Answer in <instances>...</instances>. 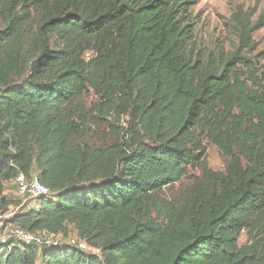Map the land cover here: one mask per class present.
<instances>
[{
  "label": "trees",
  "instance_id": "1",
  "mask_svg": "<svg viewBox=\"0 0 264 264\" xmlns=\"http://www.w3.org/2000/svg\"><path fill=\"white\" fill-rule=\"evenodd\" d=\"M200 1L0 0V203L36 177L52 195L9 221L58 239L1 241L0 264H264V7L234 11L229 48H209ZM110 115L122 140L88 139Z\"/></svg>",
  "mask_w": 264,
  "mask_h": 264
},
{
  "label": "rangeland",
  "instance_id": "2",
  "mask_svg": "<svg viewBox=\"0 0 264 264\" xmlns=\"http://www.w3.org/2000/svg\"><path fill=\"white\" fill-rule=\"evenodd\" d=\"M264 7V0H202L194 7V20H195V36L197 41L209 48L215 45L225 44L229 48V43L232 41V33L230 27V17L232 13L238 9H242L243 12L250 13L256 9L255 16L260 13ZM253 39L258 45V50L264 52V27L253 33ZM264 63V61H263ZM94 99L92 96H87L84 101L87 105ZM108 121L118 128L112 129ZM107 120L97 121L87 126L88 139L91 141H97L99 138L107 140L109 143H115L122 140V130L126 128L127 118L126 116H112L110 115ZM206 146L205 164L209 169L214 171L222 170L225 167L226 159H224L218 150L211 145L207 140H204ZM190 176L199 175V171L195 169H188ZM189 176V177H190ZM187 177V178H189ZM189 179L183 180L181 184L175 183L172 188H165L164 196L171 197L169 195L178 197L182 194L183 190L187 186ZM3 195L8 201V204L3 205L0 203V242L9 240L11 238L10 231L14 228V225L10 223L9 219L15 213L23 210L24 208L36 206V201L28 199L25 196L20 195L16 188L5 183ZM48 195H52L49 193ZM68 236L71 237V241L75 244L79 243L81 248L87 253H97L95 248L89 245H84L75 236L74 228L68 225ZM250 238L247 231H243L239 237L238 244L246 245L250 244Z\"/></svg>",
  "mask_w": 264,
  "mask_h": 264
},
{
  "label": "built area",
  "instance_id": "3",
  "mask_svg": "<svg viewBox=\"0 0 264 264\" xmlns=\"http://www.w3.org/2000/svg\"><path fill=\"white\" fill-rule=\"evenodd\" d=\"M6 183L13 185L20 195L25 196L28 199L34 200V198L40 195L50 193L48 187L42 185L36 177L28 179L22 173H18L13 179ZM10 233L11 238H14L16 241L34 243L40 247L55 245L58 241L53 234L47 232H44L43 234H33L21 228L14 227ZM79 246L81 247L82 245L79 244Z\"/></svg>",
  "mask_w": 264,
  "mask_h": 264
}]
</instances>
